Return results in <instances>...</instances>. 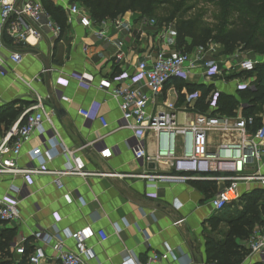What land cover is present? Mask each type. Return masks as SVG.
<instances>
[{
	"label": "crops",
	"instance_id": "0c3cea01",
	"mask_svg": "<svg viewBox=\"0 0 264 264\" xmlns=\"http://www.w3.org/2000/svg\"><path fill=\"white\" fill-rule=\"evenodd\" d=\"M39 1L45 7L46 0ZM47 1L63 12L62 27L48 11L62 27V33L57 36L45 28L40 40L31 38V45L21 48L23 59L20 63L11 61L9 56L14 47L7 44L0 60V70L5 72V75L0 73V107L17 103L24 110L32 105L36 95H40L46 109L54 110L53 125L59 143L75 152L89 174L64 176L61 178L62 187L55 183L53 173L0 174V196L10 194L19 200V218L3 224L16 230L14 244L30 248L35 244L43 245L47 258L39 264H61L52 247L35 240L33 233L44 231L53 237L59 234L65 240L66 248L73 250L74 239L66 237L63 232L68 228L87 232L88 242L96 253L95 259L88 264H135L137 261L141 264H169L149 261L154 252L167 249L175 250L181 264H217L209 252L210 239L222 240L227 224L212 229L210 221L219 213L212 200L227 182L218 180L219 173L215 172L192 174L194 178L185 180H160L157 175L175 174L174 167L166 161L135 158L132 151L136 143L135 133L129 128H118L122 113L118 101L110 94L115 85L112 82L114 75L123 70L133 71L139 61H152L160 50L175 53L176 36H168L162 28L148 22L150 18H143L137 11L127 12L117 19L96 21L82 5L81 14L70 15L71 0ZM120 42L123 43L125 59L118 63L114 56ZM200 48H194L192 52ZM222 50L217 47L204 53L206 59L219 62L220 75L208 78L203 69L196 66L182 76L172 77L163 93L148 106L147 117L168 110L170 105L179 125H188L200 115L196 103L202 91L191 93L186 84L212 87L241 100L236 113L228 115L211 108L208 97L203 114L242 116V109L248 103L238 96L237 91L244 85L252 87L253 81L245 79L246 75L239 76L244 72L238 65L240 59L235 58V54H221ZM234 68L241 71L235 73ZM82 73L93 75L94 82L90 85L82 83L78 78ZM232 75L233 78H228ZM60 78L68 81L67 85L58 83ZM126 84V81L120 82V85ZM63 95L69 101H63ZM82 110L89 111L90 117L83 116ZM100 116L108 120V127L102 126L98 120ZM259 117L264 116L259 114ZM45 126L51 131L48 123ZM6 132L0 136V143ZM236 140V134L218 130L208 133L210 149ZM146 141L148 152L153 155L158 146L154 131L147 130ZM180 142L181 137H178L177 143ZM46 149L43 136L34 133L16 158L18 167L38 168L48 161L50 170L64 169L68 159L63 154L49 158L45 156ZM11 156V153H5L3 158ZM255 188L264 189L256 183L238 184L239 196L230 200L236 202L237 211L241 209L239 197ZM124 219L128 226L123 224ZM114 223L123 227L119 235L115 233ZM99 230L109 236L106 241H100ZM250 238L237 240L249 250L240 264L262 261L258 253L249 249Z\"/></svg>",
	"mask_w": 264,
	"mask_h": 264
},
{
	"label": "built area",
	"instance_id": "2783aa9c",
	"mask_svg": "<svg viewBox=\"0 0 264 264\" xmlns=\"http://www.w3.org/2000/svg\"><path fill=\"white\" fill-rule=\"evenodd\" d=\"M70 15L82 13V6L75 2L69 5ZM45 19V21H43ZM148 21V20H147ZM154 21H150L153 24ZM49 28L55 35L62 33V27L56 23L52 15L39 0H0V60L7 44L6 39L12 41L14 50L10 53L11 61L20 63L23 59L21 48L31 45L30 39L40 40L44 29ZM203 48L194 52L169 53L160 50L152 61H139L133 71L123 70L112 77L115 83L111 89V95L119 103L122 116L118 120V128H129L135 133L136 143L132 147L136 159L143 161H166L176 171L173 175H157L160 180L167 179H191L192 174L208 175L211 172L219 173L216 178L227 182L226 186L217 193L212 200L216 211L222 210L232 199L239 196L237 186L239 183H256L264 187V123L254 132L247 130V125L252 123V117L247 119L243 116L236 118L217 116L215 114H200L188 125H179L176 115L171 110L163 111L151 118L147 117V108L156 101V97L163 93L168 81L175 76H182L190 69L199 66L204 75L213 78L222 73L221 66L216 60L206 59ZM114 59L121 63L125 59L123 43L120 42L119 49ZM256 61L244 56L239 61V67L244 72L254 71ZM2 75L5 72L0 70ZM79 80L85 84H92L94 76L82 73ZM126 81V85H120ZM58 83L67 85L68 81L58 79ZM103 88V85H99ZM241 87V86H240ZM246 87V85L241 88ZM220 91H213L209 95V105L216 109ZM63 101L69 98L62 96ZM53 109H46L43 99L36 95L35 101L25 108L18 120L6 132L0 143V174H25L53 173L55 183L62 187L61 178L69 175L87 176L82 166L81 159L76 157L75 152L64 145L61 146L58 135L53 125ZM81 114L86 118L90 112L82 110ZM103 127H108L109 122L104 116L98 117ZM51 126L49 131L45 124ZM154 131L157 138L156 152L151 155L147 149L146 132ZM213 130L228 134H236V141L220 143L214 149H210L208 133ZM34 133L44 138L47 145L45 156L51 158L55 154H63L67 159V165L62 170L52 171L47 167V162L38 168H20L16 158L21 152L24 143L29 141ZM181 137L180 144L177 138ZM61 149H60V147ZM5 153H11V157L3 158ZM144 177H151L144 175ZM154 177V176H153ZM19 200L10 195L0 196V220L10 222L19 218ZM124 225H129L126 219ZM116 234H120L123 227L120 223H114ZM66 237L74 239L73 250L65 246V240L56 234L51 236L44 231L33 233L35 240L50 245L57 253V259L61 264H88L95 259L94 247L88 242L87 232L84 230L72 231L68 228L63 230ZM100 241H106L108 235L104 230L98 231ZM18 255L25 253L23 244H14ZM249 249L258 253L264 263V230H256L249 241ZM47 258L43 245L35 244L28 256L29 264H39ZM150 262H168L169 264H181L180 257L174 249L154 252L149 259ZM135 264H141L136 262Z\"/></svg>",
	"mask_w": 264,
	"mask_h": 264
},
{
	"label": "trees",
	"instance_id": "16d2710c",
	"mask_svg": "<svg viewBox=\"0 0 264 264\" xmlns=\"http://www.w3.org/2000/svg\"><path fill=\"white\" fill-rule=\"evenodd\" d=\"M78 1L85 7L96 21L104 19H117L127 12H140L143 18H153L159 9L168 3V0H71ZM183 2L190 0H182ZM221 1L225 18L228 23L224 30L213 33L205 27H199L194 22L180 21L176 24L177 50L192 52L194 48H203L209 42H217L224 46V52L231 54L237 48L251 51L264 58V0H210ZM45 7L61 26H64V15L60 7L50 1H45ZM176 18L173 15L169 20ZM12 41L6 39V44ZM255 74L253 87L240 88L237 94L247 100L248 104L242 109L244 118L253 119L247 125L248 132L252 133L259 128L261 117L258 110L264 104V59L256 64L254 71L242 72L239 76ZM228 78H233L229 76ZM189 92L201 90L202 94L197 99V110L203 114L207 108V98L215 91L212 87L203 85L186 84ZM241 100L236 95L220 92L217 108L218 113L234 115L240 107ZM23 109L17 103H8L0 107V136L8 131L20 117ZM241 209L237 211L236 202L229 201L225 207L215 215L210 225L217 230L220 224H227V231L222 240L210 239L209 252L217 264H240L249 250L238 243L239 240L249 239L256 227L264 230V189L255 188L242 194L238 199ZM236 206V207H235ZM0 220V264H29L28 256L33 248L25 246V253L18 255L14 247L16 230L3 226ZM260 227V228H259ZM18 256H17V255ZM264 264V263H255Z\"/></svg>",
	"mask_w": 264,
	"mask_h": 264
},
{
	"label": "rangeland",
	"instance_id": "374dc122",
	"mask_svg": "<svg viewBox=\"0 0 264 264\" xmlns=\"http://www.w3.org/2000/svg\"><path fill=\"white\" fill-rule=\"evenodd\" d=\"M78 5V1H75ZM81 5V4H80ZM224 8L221 1H210V0H190L183 2L182 0H168V3L162 6L157 15L153 18H150L148 22L154 21L153 25L159 26L164 30V33H167L168 36H176V24L180 21L184 22H196L199 24V27H205L212 31L213 33H218L220 30H224L228 19L225 18ZM173 15L176 16L174 20H169ZM166 34V35H167ZM165 35V34H164ZM164 38V37H163ZM223 49L221 54L232 55L235 54V58L238 57V60L244 56L253 58L256 63L262 61L264 58L260 55H255L249 50L242 48L235 49L231 54L224 52L225 48L223 45L211 41L207 46L203 47L204 50H212L214 48ZM185 52L182 50H177L175 53ZM235 73H239L241 70L234 68ZM224 77L226 75L224 74ZM250 82L255 81V74L252 73L250 76L246 75L245 79H248ZM252 82V83H253ZM239 84H237V87ZM253 87V86H252ZM248 103V102H247ZM259 113L264 116V104L258 110ZM261 123H264V117L261 119ZM17 255V254H16ZM18 256V255H17Z\"/></svg>",
	"mask_w": 264,
	"mask_h": 264
}]
</instances>
